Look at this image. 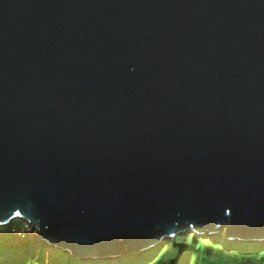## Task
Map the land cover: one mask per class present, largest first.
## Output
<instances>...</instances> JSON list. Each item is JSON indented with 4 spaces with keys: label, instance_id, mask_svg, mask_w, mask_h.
<instances>
[{
    "label": "water",
    "instance_id": "water-1",
    "mask_svg": "<svg viewBox=\"0 0 264 264\" xmlns=\"http://www.w3.org/2000/svg\"><path fill=\"white\" fill-rule=\"evenodd\" d=\"M15 219L94 261L186 232L264 241V0H0Z\"/></svg>",
    "mask_w": 264,
    "mask_h": 264
},
{
    "label": "rangeland",
    "instance_id": "rangeland-1",
    "mask_svg": "<svg viewBox=\"0 0 264 264\" xmlns=\"http://www.w3.org/2000/svg\"><path fill=\"white\" fill-rule=\"evenodd\" d=\"M19 220V219H18ZM21 221V228L16 229V232L12 234L15 237L14 247L20 250V252L15 256L6 257V254L0 256V264H4L8 261V259H25L27 262L30 261L31 264H166L169 260H180L184 259L185 255L183 254V246L188 245L189 242H193L196 245L198 242L202 246L201 248L206 252L205 256L207 258L206 263H203L202 256L203 251L198 253L195 258V263H193V259L188 258L187 264H264V241L263 242H238V241H230L227 238L226 230L223 229L216 233L215 235H195L191 232H186L181 235L176 236L175 238L170 239L164 244L157 245L153 248L146 250L143 253L138 255H121L113 259H99V260H75L69 256L68 253L62 252L60 250L50 248L51 246L46 243L39 242L36 240L37 232L30 223L26 221ZM12 222V221H11ZM11 223L7 224L10 225ZM4 225V226H7ZM3 227V226H0ZM6 230L0 231V237L6 238L8 234L5 232ZM7 235V236H6ZM36 235V236H35ZM23 236V237H22ZM17 238V239H16ZM23 238V239H22ZM25 238V239H24ZM178 238V239H176ZM7 245L10 244V239H7ZM258 244L255 246H251V244ZM211 245H221L222 249L219 252L218 250H211L210 253L207 249ZM241 246V247H240ZM24 247V249H22ZM49 247V248H48ZM240 247V248H238ZM240 250L241 255L243 256H256L252 260L242 261L239 260L236 256L230 254L231 251ZM162 251L163 258L161 262H155L154 259L157 255ZM60 255H59V254ZM209 253V255L207 254ZM260 253V257L258 259V255ZM61 254H65V260L62 259ZM202 254V255H201ZM211 254V255H210ZM13 257V258H11ZM181 259V260H182ZM65 261V262H64ZM18 264V263H14ZM29 264V263H28Z\"/></svg>",
    "mask_w": 264,
    "mask_h": 264
},
{
    "label": "trees",
    "instance_id": "trees-1",
    "mask_svg": "<svg viewBox=\"0 0 264 264\" xmlns=\"http://www.w3.org/2000/svg\"><path fill=\"white\" fill-rule=\"evenodd\" d=\"M21 221L20 220H18V219H15V220H13L12 222H11V224L10 225H7V226H3V227H0V231L1 230H6L5 232H6V234H8V237H6L5 239L4 238H1L0 237V256L1 255H3V254H6V257H10V256H15V255H17L19 252H20V250H21V247H19L20 248V250L19 249H17V247H14V242H15V237H13L12 236V234L13 233H15L16 232V229H19V228H21ZM7 236V235H6ZM23 237V236H22ZM7 239H10V244L8 245V246H6L8 243H7ZM17 239V238H16ZM23 239V238H22ZM25 239V238H24ZM176 239H178V238H176ZM209 247L207 248L208 250H209V252L211 253L212 251L211 250H218L219 252L221 251V245H211V244H209L208 245ZM184 248V250H183V254L185 255V258L184 259H180V260H174V261H172V260H169V261H167V263L166 264H187V261H188V258H192L193 259V263H195V258H196V256L198 255V253H201L202 251H203V256H202V259H203V263H206V261H207V258H206V256H205V254H206V252L207 251H205V249L203 250L201 247V245H200V243L198 242L196 245H194V243L193 242H189L188 243V245H184L183 246ZM241 247V246H240ZM240 247H238V248H240ZM22 249H24V247L22 248ZM238 252H240V250L239 249H237V251L235 250V251H231V253L230 254H232V255H234V256H236L239 260H241V262L242 261H249V260H252L253 258H255L256 256H243V255H241L240 253H238ZM62 253V252H61ZM59 254V253H58ZM208 255H209V253H207ZM60 255V254H59ZM202 255V254H201ZM211 255V254H210ZM61 256H62V259H66L65 258V254H61ZM261 255H260V253H259V255H258V259H259V257H260ZM11 258H13V257H11ZM162 258H163V253H162V251H160V253L157 255V257L154 259V261L155 262H161L162 261ZM88 260V259H87ZM65 262V261H64ZM14 263H18V264H31L30 263V261L29 262H27L25 259H21V260H18V259H14V260H12V259H8V261L7 262H5L4 264H14ZM126 264H128V263H126ZM258 264H261L260 262H258Z\"/></svg>",
    "mask_w": 264,
    "mask_h": 264
},
{
    "label": "bare ground",
    "instance_id": "bare-ground-1",
    "mask_svg": "<svg viewBox=\"0 0 264 264\" xmlns=\"http://www.w3.org/2000/svg\"><path fill=\"white\" fill-rule=\"evenodd\" d=\"M12 221V220H11ZM10 221V222H11ZM25 221V220H24ZM28 223V222H27ZM8 224V222H6L5 224H0V226H4V225H7ZM31 224V223H30ZM223 226H226V224L225 223H223ZM36 228V227H35ZM190 230H192V229H190ZM37 232V231H36ZM219 232V231H218ZM217 232V233H218ZM37 234V233H36ZM195 235H197L196 233H194ZM204 234H206V235H208V236H210L211 234H208V233H204ZM204 234H202V235H204ZM216 234V233H215ZM215 234H213V235H215ZM36 236V235H35ZM176 237V236H175ZM175 237H173V238H175ZM230 241H238V240H233V239H230V238H228ZM252 242V243H254V242H263V241H244V240H239L238 242ZM43 242V241H42ZM45 243V242H44ZM161 243H163V241H161L159 244H161ZM159 244H155V245H152L150 248H153V247H155V246H157V245H159ZM255 245H258V244H251L250 245V247L251 246H255ZM150 248H148V249H150ZM148 249H146V250H148ZM146 250H144V251H141V252H138V253H129V252H126V251H121V253H120V255H117L116 257H118V256H121V255H138V254H140V253H143V252H145ZM66 253V252H65ZM70 256H72V255H70ZM116 257H111V258H102V259H113V258H116ZM85 259H88V258H85V257H83L82 259H80V258H75V260H85ZM88 260H91V259H88ZM96 260H99V259H96ZM92 261H94V260H92Z\"/></svg>",
    "mask_w": 264,
    "mask_h": 264
}]
</instances>
